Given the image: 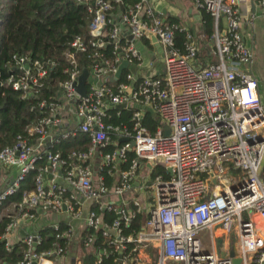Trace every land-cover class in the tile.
<instances>
[{
  "label": "built area",
  "instance_id": "obj_1",
  "mask_svg": "<svg viewBox=\"0 0 264 264\" xmlns=\"http://www.w3.org/2000/svg\"><path fill=\"white\" fill-rule=\"evenodd\" d=\"M189 1L196 11L212 18L208 51L212 58L205 64L192 34L182 24L163 18L151 0H137L123 10L107 0H93L87 7V32L105 37L94 46L109 45L111 56L97 51L90 56L93 63L87 69L85 94L78 95L73 84L81 70L75 53L86 46L79 35L72 36L63 52L70 67L64 71L60 93L55 100L41 99L36 104L45 107L46 115L26 128V136L18 135L15 143L0 149V165L16 170L0 189V220L7 219L0 233V264H67L71 258L81 264L80 258L70 255V244L75 241L77 249L80 243L90 247L97 230L111 252L119 254L118 264H136L149 247L156 255L153 264H233L230 256L217 253L216 231L224 235L219 246L223 244L226 251L236 241L238 264L263 263L264 232L254 220L264 223V108L251 73L253 45L242 25L245 21L250 27L258 18L264 29V0H249L254 4L253 12L247 14L250 21L242 16L238 0ZM176 29L185 32L181 50L174 46ZM152 45L161 49V69L147 75L142 68ZM13 60L3 85L22 97H35V86L48 66L29 62L25 56ZM122 60L127 61L126 68L109 82ZM118 105L135 108L130 129L104 124L105 109ZM136 105L149 108L158 118L152 134L141 123L145 111ZM61 106L72 110L77 121L70 131L62 129ZM75 131L88 135L90 147L72 151L69 162L45 146L52 135L50 145ZM108 131L116 133L118 142L110 140ZM122 138L127 141L121 142ZM109 144L113 151L101 155L97 148ZM127 151L134 156L127 169L119 170ZM94 154L101 160L92 168L88 160ZM41 157L43 165H36ZM141 163L146 171L139 176ZM157 166L169 179L149 175ZM34 168L33 188L24 190L19 202L9 199ZM103 168L107 173L115 171L116 180L110 186L100 174ZM134 181L139 182L138 195L127 199L124 195ZM109 194L117 201L110 200ZM91 205L114 212L116 218L105 223ZM135 212L147 218L135 234L124 235L121 225L127 227ZM48 214L59 218L33 228L38 216ZM46 225L54 231L53 240L49 248L37 251L42 239L38 230ZM84 229L92 231L81 240ZM232 231L235 240L229 239ZM127 243L133 244L130 251H125ZM15 245H21V250H14ZM105 253L99 249L95 262L99 264Z\"/></svg>",
  "mask_w": 264,
  "mask_h": 264
},
{
  "label": "trees",
  "instance_id": "obj_2",
  "mask_svg": "<svg viewBox=\"0 0 264 264\" xmlns=\"http://www.w3.org/2000/svg\"><path fill=\"white\" fill-rule=\"evenodd\" d=\"M93 0H0V149L10 146L16 141L19 135L26 136V128L37 124L39 120L46 115L45 107L38 108L37 102L43 99L46 102L55 100L56 95L60 93L62 82L66 78V69L70 67L68 61L64 58L63 52L67 49L68 42L74 35H79L85 43V51L75 53V59L78 68L88 69L93 63L91 55L97 51L104 56L110 57V47L105 45L102 48H96L94 43L105 37H93L89 35L86 25L90 20V13L87 7ZM114 7H120L122 10L137 0H107ZM170 23L179 24L180 22L171 16L166 17ZM189 31V30H188ZM199 33L203 39L208 42V47L212 46L211 31L212 18L209 13L200 11L199 14ZM191 33V30L189 31ZM184 31L176 29L174 31V46L180 50L185 40ZM192 34V33H191ZM193 36V35H192ZM198 40V39H197ZM200 43V40H198ZM210 45V46H209ZM206 46L205 49H209ZM209 50L206 54L210 56ZM25 56L29 62L38 61L48 66L47 74L38 80L35 86L36 96L22 97L19 91L3 85V81L9 75V65H13V57ZM134 107L116 108L108 107L105 109L103 122L121 129L126 127L130 129L132 125L131 114ZM141 123L152 134L158 126V121L153 114L144 112ZM110 140L118 142V137L114 131H108ZM90 147L89 137L86 133L75 131L66 138H59L49 149L51 153H58L61 158L69 162L68 155L72 151H87ZM114 146L112 144L97 148L102 154L111 153ZM133 152L127 151L125 160L118 164L119 170H125L129 166V161L133 158ZM44 158L37 159L36 165H43ZM66 165L65 167H67ZM36 169L29 171L21 181L17 191L9 199L19 202L24 190L33 188V177ZM112 172L114 174L112 175ZM111 173V174H110ZM100 174L104 177V183L112 185L116 180L115 171H109L103 168ZM159 175L162 179H169L161 167H155L151 170L150 176ZM130 203V202H129ZM96 214L102 217V220L109 224L116 218L112 211L101 210L97 205L90 207ZM134 211V207L129 205ZM147 216L143 212H135L130 218L127 227L121 225L124 235L135 234L141 227L143 220ZM6 217L0 220V233ZM62 227V226H61ZM92 230L84 229L80 237H85ZM258 231V230H257ZM42 239L37 247V251L50 247L53 240V229L50 226H44L38 230ZM94 240L90 247L83 248L79 244L81 264H98L95 257L99 249H105L106 253L101 255L99 264H118L119 254L111 252V247L106 244L105 239L101 236V231L94 232ZM21 245H15L14 250H21ZM132 243L126 244L125 251H130ZM0 254H2L0 249ZM132 254L135 255L133 252ZM15 258L11 261L14 262ZM128 264H131L128 263Z\"/></svg>",
  "mask_w": 264,
  "mask_h": 264
},
{
  "label": "crops",
  "instance_id": "obj_3",
  "mask_svg": "<svg viewBox=\"0 0 264 264\" xmlns=\"http://www.w3.org/2000/svg\"><path fill=\"white\" fill-rule=\"evenodd\" d=\"M151 2L153 3L154 0H151ZM176 2L181 5V9L179 10V16L184 20L185 23L190 24V30H192L191 33L194 34V35L192 34L193 37L196 40L197 39L200 40V43L197 40V42H198V55H199V58L201 59L202 64H205V62H207L208 60H211V58H212L211 55L208 56V54H206L205 51L211 50L212 46L208 47L207 46L208 42H206L203 39V37L200 36V33H199L200 32L199 31V14H200V12L196 11L193 8L192 3L189 0H176ZM238 2H239L238 4L240 7L242 16L246 17V21H248L249 17L247 14H249V12H250L249 0H238ZM157 3L158 4H157L156 9L158 10V12L160 13V15L163 18L171 16V15H169L170 13L168 12V10L165 6L160 5L159 2H157ZM257 19L258 18H255L252 21V24H251L252 26H250V27L244 25V23L246 24L245 21L242 25L243 34L245 35L246 39H249V44L253 45V51H254V48H255L256 43H257V39H256V36L254 34L255 21ZM258 20H260V19H258ZM251 27H253V32L251 31ZM206 46L209 49H205ZM161 54H162V52H161L160 47L152 45V48H151L148 56L147 55L145 56L146 60L143 63V68H142V69L146 70L147 75L159 73V71L161 69ZM251 73L253 74V76L256 79L257 94L259 96L260 103L262 104V106L264 108V61L261 58L255 59V57H254V62H253L252 68H251ZM135 107H136V109L142 110L141 107H139L138 105H136ZM59 114L61 115V118L63 121V125H62L63 130L70 131V130L75 128L77 121L74 118V114H73L72 110L68 109L65 106H61ZM52 137H53V135H52ZM51 138L48 141H46V144H45V146L46 147L48 146V148L51 146L49 143V142H51ZM97 158H100V157L97 156V154H94L88 160L90 167H92V168L96 167V165L100 162V159L98 160ZM15 174H16V170L14 168H4L0 165V189L3 186H5L7 183H9L10 180L15 176ZM57 183L60 185H63V183H60L59 181H57ZM138 184H139V182H138ZM137 187H138V185L136 184V181H134L132 183L130 190L124 195V197L127 199L132 198V197L133 198L136 197L138 195ZM68 190H69V188H68ZM108 197L110 200H113V202H116L118 199L116 196H113L111 194H109ZM58 218H59V216L52 215V214L40 215L37 217V220L35 221L33 228H36V227H38L42 224H45V223H49V222L53 221L54 219H58ZM256 221L257 220H254V222L257 226ZM29 228L32 229V227H29ZM75 228L77 231H79V229H81V224L79 223ZM257 230L258 229H256V231ZM70 249L72 250V253L74 255L75 260L79 259L80 258V251L77 249L75 241H73L70 244ZM234 250L237 251V248H235ZM221 252H223V253L228 252L225 250V247L223 246V244H221ZM70 261H71V259H69L67 261V264H70Z\"/></svg>",
  "mask_w": 264,
  "mask_h": 264
},
{
  "label": "rangeland",
  "instance_id": "obj_4",
  "mask_svg": "<svg viewBox=\"0 0 264 264\" xmlns=\"http://www.w3.org/2000/svg\"><path fill=\"white\" fill-rule=\"evenodd\" d=\"M157 2H159L160 5L165 6L167 8L168 12L170 13L169 15L176 18L180 22V24L185 26V28L190 31V24L185 23L184 20L179 16V10L181 9V5L179 3H177L176 0H154V2L152 3V6L154 8H157V4H158ZM251 30L253 32V27H251ZM254 34H255L256 39H257V43H256V46L254 48V54H255L254 57H255V59L261 58L264 61V29H263L261 20L257 19L255 21ZM97 159L101 160V157L97 158ZM263 164H264V162H263ZM145 171H146V165H145V163H141L140 167L136 171V174L139 176H142V174ZM227 178H229V177L227 176ZM256 220H257L256 222H257V226H258L259 230L264 232V223L260 219H256ZM214 235H215V240H221L224 238V235L221 234L220 231L219 232L217 231ZM233 235L235 236L234 232L232 231L229 235V239L235 240V237H233ZM233 246H234V248H237L238 244L236 243V241H233ZM237 251H236V253H237ZM155 256L156 255H155L154 248L149 247V248L145 249V251L142 252L141 261H138L136 264H153Z\"/></svg>",
  "mask_w": 264,
  "mask_h": 264
},
{
  "label": "water",
  "instance_id": "obj_5",
  "mask_svg": "<svg viewBox=\"0 0 264 264\" xmlns=\"http://www.w3.org/2000/svg\"><path fill=\"white\" fill-rule=\"evenodd\" d=\"M253 7H254V4H253L252 1H250V12H253ZM126 65H127V61L126 60H122L117 65V67H116L115 71L113 72L112 76H110L108 78L109 82H112V81L118 79L121 76L122 71L126 68ZM87 74H88V70L86 68H83L81 70L80 74L77 76L76 82L73 84L74 91L80 96H84V94H85V83H86ZM116 107L123 108L124 105H118ZM142 109L145 112H149V113L153 114V112L147 107H144ZM154 117L156 118L157 121H159L158 118L155 115H154ZM163 134L164 135L167 134V127L166 126H163ZM120 140H121V142H126L127 141L126 138H122ZM132 145H133V142L130 141V146H132ZM167 171L170 174V170L167 169ZM137 180L141 181L142 179L141 178H137ZM212 182H213V180H212ZM136 184L138 185V181H136ZM219 244H220V240H217V242H216V247H217L216 251H217V253L219 251V249H218L219 248ZM234 249H235L234 246H231L228 252H225L223 254H219V253L218 254L221 255V256H230L232 258V263L233 264H238L239 263V258L236 257V256L235 257L233 256L234 254L236 255L235 251H233ZM71 256H73V253H71ZM70 264H74V259L73 258H71ZM262 264H264V261H263Z\"/></svg>",
  "mask_w": 264,
  "mask_h": 264
},
{
  "label": "bare ground",
  "instance_id": "obj_6",
  "mask_svg": "<svg viewBox=\"0 0 264 264\" xmlns=\"http://www.w3.org/2000/svg\"><path fill=\"white\" fill-rule=\"evenodd\" d=\"M216 232H217V231H216ZM218 232H219V231H218ZM218 249H219L218 253H219V254H223V252H221V245L219 246ZM233 251H235V250H233ZM235 253H236V251H235ZM233 256L235 257L236 255L234 254Z\"/></svg>",
  "mask_w": 264,
  "mask_h": 264
}]
</instances>
